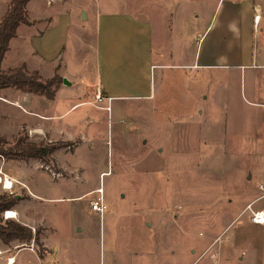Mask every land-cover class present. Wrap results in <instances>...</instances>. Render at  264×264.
<instances>
[{
    "label": "rangeland",
    "instance_id": "1",
    "mask_svg": "<svg viewBox=\"0 0 264 264\" xmlns=\"http://www.w3.org/2000/svg\"><path fill=\"white\" fill-rule=\"evenodd\" d=\"M6 1L0 0V14ZM63 1L66 3L53 1L52 5L32 1L31 16L46 15L50 22L42 30V37L37 30L20 25L9 45L8 62L17 64L23 59L36 64L31 48L35 51L41 47L51 54L56 43L63 40L60 55L66 67L62 70L72 75L78 69L85 73L82 59L90 52L84 41L95 33V21L90 16L95 8L100 5L102 14L123 6L132 12L141 8L146 11L151 0ZM84 9L89 17L81 20ZM115 27L118 33L127 29ZM33 31L37 36L30 41ZM42 64L51 69L48 61ZM209 88L216 98L229 103L233 126L249 135L236 138L230 135L239 131L227 132L221 153H212L209 146L200 148L194 137L186 142V125L180 114L186 98L171 83L163 89L157 87L152 101L95 97L90 103L71 107L88 100L90 90L86 85L59 92L53 102L33 97L39 112L51 116L40 118L42 122L30 121L35 115L24 114L21 105L9 102V97L2 94L0 137L7 141L4 148L21 133L36 143L52 142L58 147L51 160H37L34 165L40 171L34 170L32 176L42 191L34 212L48 227L46 241H68L72 255L92 264H112L122 258L118 248L134 242L138 226L141 250L148 238L150 243L154 238L157 264L163 258L174 264H264V225L251 223L245 211L250 202L264 209V198H259L257 187L264 183V107L244 102L249 96L243 95L239 80L217 79ZM221 108L225 106L217 107ZM67 128L71 137L66 134ZM236 150L240 153H230ZM3 160L0 156V164ZM98 188L100 193L95 192ZM85 192L86 197L80 195ZM1 195L12 196L0 183ZM99 195L106 205L100 220L90 206ZM21 198L27 202V196ZM2 212L0 224L16 221L4 219ZM75 226L81 231L73 237ZM37 228L30 229L34 233ZM26 242L16 240L9 247L32 244L34 251L23 250L18 261L38 264L36 253L41 254L42 249L33 239ZM140 260L145 262L143 255Z\"/></svg>",
    "mask_w": 264,
    "mask_h": 264
},
{
    "label": "crops",
    "instance_id": "2",
    "mask_svg": "<svg viewBox=\"0 0 264 264\" xmlns=\"http://www.w3.org/2000/svg\"><path fill=\"white\" fill-rule=\"evenodd\" d=\"M32 1L27 3V13L33 23L21 25L37 30L36 32H40L38 37H42L44 35L42 30L46 29L50 17L43 15L33 18ZM53 1L66 3L63 0H43V3L52 5ZM9 2L10 0L6 1L0 17L5 13ZM79 7L81 11L82 7ZM84 13L85 19L81 17V20L89 17L86 9ZM256 15L259 16L257 22L254 19ZM90 16L95 21V33L84 41L90 52L82 59L84 66L87 67L85 73L81 69L74 75L63 71L66 67L64 56L60 55V51L64 49L63 40L56 43L57 48L51 54L41 47L35 51L31 48L33 56L37 59L36 64H30L23 59L17 64H11L7 61L9 47L1 61V69L7 70L24 64L28 70L38 71L44 79L58 74L69 84L62 81L52 99L12 87L2 89L0 97L4 98L2 94H5L9 97L6 100L11 103L17 102L16 104L23 107L24 114L35 115L30 121H41L40 118L49 119L51 116L39 112L32 98L42 97L45 102H53L59 92L73 85H86L90 93L87 94L88 100H81L71 107L90 103L96 95H100L101 100L130 97L152 101L155 99L157 87L163 89L164 85L171 83L173 88L181 89L186 98L184 107L180 110L186 125L183 137L186 142L194 137L200 148L207 146L213 148V152L212 149L210 151L212 153L224 152L226 147L224 136L237 128L233 126L235 119L233 116L230 117L231 110L227 108L229 103L221 97L216 98L213 91L209 90V84L217 79L239 80L243 95L248 93L249 96V99L244 97V102L248 106L264 107V0H151L146 11L141 8L132 12L123 6L116 12L102 14L99 5ZM45 23L47 24L44 26ZM115 25L126 26L127 29H122L118 33ZM68 27L69 24L64 26L65 32ZM30 34V41L37 36L34 35V31ZM44 60L50 64V70L42 64ZM4 65L8 67L5 68ZM87 79H90L92 84ZM228 101L236 105L233 101ZM219 106L225 108L218 110ZM22 117L24 118V115ZM246 121L245 119V123ZM68 128L65 131L71 137ZM242 128L245 130L246 124ZM237 131H239L237 134H231L230 137L249 136L246 132ZM230 153L240 152L236 150ZM36 162L37 160L33 159L3 160L0 164V173L14 181L11 190L15 189L11 194L17 200L8 208L16 212L17 218L14 220L29 228L36 226L41 229L42 253H36L38 264L40 262L92 264L88 260L72 255L68 241L61 244L46 241L48 227L44 219L34 212L36 201L42 195V191L32 179L34 170L40 171L34 165ZM87 193L80 195L86 197ZM23 196H27V202L21 198ZM104 213L105 211L102 215L99 214V220ZM79 231L81 227L75 226L72 229V236L75 237ZM10 243L0 244V264H7L9 257L14 259L12 264H23L18 261V255L26 249L34 251L24 244L11 248ZM140 248L137 226L134 242L125 248L123 246L118 248L121 250L122 258H117L112 264H157L154 238L151 243L148 238L144 250ZM141 255L145 262L139 261ZM158 263L174 264L170 259L164 258Z\"/></svg>",
    "mask_w": 264,
    "mask_h": 264
},
{
    "label": "trees",
    "instance_id": "3",
    "mask_svg": "<svg viewBox=\"0 0 264 264\" xmlns=\"http://www.w3.org/2000/svg\"><path fill=\"white\" fill-rule=\"evenodd\" d=\"M30 0H10L5 13L0 17V93L4 88L12 87L22 92L43 95L47 99H52L59 84L63 79L54 74L52 77L44 79L36 70H28L23 64L7 70L1 69V61L4 54L9 49V41L16 36L17 28L21 24L32 25L27 13V3ZM7 144L4 137H0V156L5 160H41L52 159V154L57 150V146L52 143H36L29 140L25 134H18L13 144L4 148ZM15 196H0V212L8 209L16 202ZM41 229L37 228L33 233L31 229L16 221L7 220L0 224V240L8 244L14 240L30 241L33 239L38 247L40 242Z\"/></svg>",
    "mask_w": 264,
    "mask_h": 264
},
{
    "label": "built area",
    "instance_id": "4",
    "mask_svg": "<svg viewBox=\"0 0 264 264\" xmlns=\"http://www.w3.org/2000/svg\"><path fill=\"white\" fill-rule=\"evenodd\" d=\"M259 16L256 15L255 16V22L258 21ZM97 99H100V95H96ZM9 178V177H8ZM10 179V184L7 185L6 180L7 177L3 176V181L1 182L2 184V188L5 190H8L11 194V187L13 184V180L11 178ZM258 190L260 191V197L259 198H264V183L260 182L257 184ZM100 193V192H98ZM90 206L92 210L97 211L100 215H102L103 211L106 208L105 203L103 202L102 196L99 195L95 200H92L90 202ZM245 211L247 212V216L248 219L251 223L255 224V225H264V209L262 208H257L256 206H254V202H250L245 206ZM2 216L4 219H16L17 218V214L14 210L12 209H5L2 212ZM32 230H34V227H32ZM32 250H33V245L31 244L29 246ZM13 263V258L9 257L7 258V264H12ZM40 264H49V263H43L40 262Z\"/></svg>",
    "mask_w": 264,
    "mask_h": 264
},
{
    "label": "bare ground",
    "instance_id": "5",
    "mask_svg": "<svg viewBox=\"0 0 264 264\" xmlns=\"http://www.w3.org/2000/svg\"><path fill=\"white\" fill-rule=\"evenodd\" d=\"M2 181H3V178L0 177V183H1ZM6 183H7V185L10 184V179H9L8 177H7ZM95 192H101V189L98 188ZM13 262H14V259H13Z\"/></svg>",
    "mask_w": 264,
    "mask_h": 264
},
{
    "label": "water",
    "instance_id": "6",
    "mask_svg": "<svg viewBox=\"0 0 264 264\" xmlns=\"http://www.w3.org/2000/svg\"><path fill=\"white\" fill-rule=\"evenodd\" d=\"M81 17H82V19H85V13H84V11L81 12ZM63 83L64 84H69V82L65 78L63 79Z\"/></svg>",
    "mask_w": 264,
    "mask_h": 264
}]
</instances>
